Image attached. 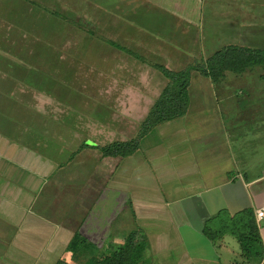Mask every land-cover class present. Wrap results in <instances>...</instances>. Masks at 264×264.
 Segmentation results:
<instances>
[{"label":"crops","instance_id":"1","mask_svg":"<svg viewBox=\"0 0 264 264\" xmlns=\"http://www.w3.org/2000/svg\"><path fill=\"white\" fill-rule=\"evenodd\" d=\"M215 3L219 11L216 30L215 20H207L209 9L216 10ZM258 4L264 6V0H137L133 10L139 13L140 25L156 27L154 40L165 45L156 51L168 59L160 66L179 72L187 68L190 52L187 45L174 49L175 42L205 41L194 34L202 21L207 20L209 27L207 42L221 43L218 50L228 46L251 49L246 45L252 42L264 47V8L258 9ZM106 9L109 16V3ZM206 46L203 42L206 58L218 51L214 48L206 54ZM2 62L0 56V69L10 70ZM141 82L138 92L128 89L122 96L117 110L104 109L106 121L90 119L88 128L85 123L84 128H77L67 108L64 116L47 113L45 117L43 111L40 117L36 115L46 121L41 133H36L38 124L29 130L17 119L12 124L0 118V264L22 263H2L6 255L12 260V249L38 256L37 251H44L46 245L63 244L66 235L75 233L76 229L68 227L78 224V218L69 212L90 201L89 195L79 194L76 183L84 166L95 172L111 170L107 178L105 174L107 190L126 197L136 227L148 241L152 264H235L237 259L240 263L233 238L225 235L212 241L204 234L220 211L232 217L250 209L264 245V218L256 219L257 211H264V170L256 173L259 151L254 141L264 138V126L262 122H254L260 125L253 128L250 122L242 123L241 112L246 111L238 108L241 100L219 97L216 85L196 72L191 73L183 117L152 129L130 157H104L98 150L94 162L80 163L84 152H98L87 150L98 146L93 141L97 134L104 141L100 147L134 139L168 83L160 72L147 70ZM118 121L119 125L113 124ZM234 185L235 190L212 195ZM191 218L200 226H194ZM205 238L209 245L200 242ZM204 248L209 251L206 256L197 254Z\"/></svg>","mask_w":264,"mask_h":264},{"label":"rangeland","instance_id":"2","mask_svg":"<svg viewBox=\"0 0 264 264\" xmlns=\"http://www.w3.org/2000/svg\"><path fill=\"white\" fill-rule=\"evenodd\" d=\"M136 2L0 0L1 65L5 66L6 63L10 67V70L0 69L7 72L0 74V118L12 124L17 119L21 126L29 130L38 124L36 133L46 130V121L36 117H40L42 111L45 117L47 113L64 116L68 112L65 111L67 108L74 117L73 123L80 129L84 128V123L88 128L90 119L94 122L106 121L107 112L104 109L117 110L128 89L134 92L142 89L141 74L144 70L159 73L154 66L168 61L156 55L159 47L165 46L154 40L156 27L139 24V13L133 10ZM108 3L112 7L109 16L106 9ZM215 8L209 9L207 20H215L213 28L216 30L219 29L217 3ZM257 8L262 9L264 6L258 4ZM207 20L196 26L194 31L197 37L205 41H191L190 44L187 40L175 42L176 50L189 46L190 59L186 67L201 66L207 59L202 53L205 49L203 42L207 45L206 54L214 48H220L221 43L207 42L210 38ZM228 36L233 37L231 33ZM109 42L121 46L127 52L117 50ZM224 42L235 41L226 39ZM246 46L264 52V47L255 42ZM196 75L205 78L199 73ZM44 85L45 90H37L41 86L44 88ZM216 92L221 98L241 100L238 108L246 111L241 112L242 123L250 122L253 128L258 124L254 122H262L260 124L264 126V67L249 68L241 74L224 71L216 85ZM247 101L252 104L249 105ZM113 124L119 125V121ZM93 141L98 145L97 148L87 150L98 151L104 141L99 138V134ZM254 141H257L259 151L256 171L259 174L264 170V138ZM82 155L80 163L88 166L98 157L99 151L84 152ZM111 168L112 164L108 170ZM220 168L227 171L222 165ZM110 172H95L86 166L79 170L76 181L79 194L89 195L90 201L83 200L86 203L80 210H70L69 215L78 218V224H70L68 229L76 231L66 235V242L48 244L44 251H37L38 256H29L23 251L12 249V260L6 255L2 257V263L16 260L21 264H92L94 259L110 256L121 248L137 227L130 204H126V197L111 195L113 191L107 190L105 174L107 178ZM232 189L235 190L236 185L214 191L212 195L227 193V190ZM208 199L203 197L206 202ZM40 201L35 204L36 207L41 204ZM191 220L194 226H200L196 218ZM200 242L206 245L210 243L207 238ZM193 249L191 247V252L196 253ZM208 252L204 248L199 249L197 254L206 256ZM236 263L246 264V261L240 256V263L239 259Z\"/></svg>","mask_w":264,"mask_h":264},{"label":"trees","instance_id":"3","mask_svg":"<svg viewBox=\"0 0 264 264\" xmlns=\"http://www.w3.org/2000/svg\"><path fill=\"white\" fill-rule=\"evenodd\" d=\"M122 52L126 49L110 44ZM168 81L159 98L154 103L146 119L140 126L136 138L123 143H114L98 150L104 157L126 158L139 150L140 141L155 127L179 119L188 107V86L191 73L196 72L217 85L224 71L243 73L249 68L264 67V52L240 48L224 47L203 61L201 66H188L182 71L172 72L163 66H154ZM97 148V147H93ZM213 226L205 227L204 234L212 241L229 235L238 244L240 256L246 264H264V245L259 234L253 212L250 209L228 216L220 211L213 218ZM92 264H152L148 241L138 228L128 235L125 244L110 256L94 259Z\"/></svg>","mask_w":264,"mask_h":264},{"label":"built area","instance_id":"4","mask_svg":"<svg viewBox=\"0 0 264 264\" xmlns=\"http://www.w3.org/2000/svg\"><path fill=\"white\" fill-rule=\"evenodd\" d=\"M263 218H264V211L263 210L257 211V213H256V219H257V221H260Z\"/></svg>","mask_w":264,"mask_h":264}]
</instances>
